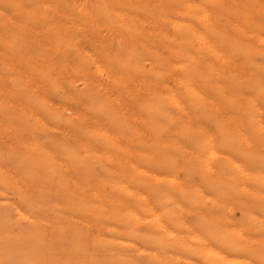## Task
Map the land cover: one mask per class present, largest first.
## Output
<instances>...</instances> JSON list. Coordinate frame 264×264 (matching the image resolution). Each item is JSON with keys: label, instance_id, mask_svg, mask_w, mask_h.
<instances>
[{"label": "rangeland", "instance_id": "obj_1", "mask_svg": "<svg viewBox=\"0 0 264 264\" xmlns=\"http://www.w3.org/2000/svg\"><path fill=\"white\" fill-rule=\"evenodd\" d=\"M145 1L0 0V264L20 263L18 241L41 243L27 264H96L104 238L147 239L156 233L149 218L141 223L129 214L138 205L144 215L146 205L130 190L147 192L158 203L155 189L168 185L158 179L159 124L177 126L178 106L170 96L173 78L182 73L169 50L178 36L186 48L187 26L176 21L186 23L193 10L181 12L185 0ZM149 23L161 32L157 54L164 62V71L149 78L154 82L120 68L128 61L147 72L151 62L143 36ZM187 213L195 223V212Z\"/></svg>", "mask_w": 264, "mask_h": 264}, {"label": "bare ground", "instance_id": "obj_2", "mask_svg": "<svg viewBox=\"0 0 264 264\" xmlns=\"http://www.w3.org/2000/svg\"><path fill=\"white\" fill-rule=\"evenodd\" d=\"M185 1L181 12L191 8L193 12L186 23L180 17L182 22L176 21V25L187 26L189 33L182 36L186 48L180 46L179 36L178 45L169 46L182 72L173 78L175 93L171 91L170 96L178 106L177 126L159 124L163 151L158 179L168 185L155 189V195L160 196L158 203L155 197L144 194L147 192L143 195L141 190H130L146 205L144 215L138 205L129 207V214L141 223L149 218L156 233L147 239L133 233V237L120 241L104 238L99 242L101 256L96 264H264V0H214L216 5L209 0ZM144 33L151 62L147 72L141 70V64L131 65L128 61H122L120 68L149 79L164 66L157 54L161 32L151 26ZM171 128L176 130L174 134H170ZM187 212H195V223L187 219ZM147 224L145 227L151 228ZM3 226L7 236L9 228ZM18 243L15 250L19 252V264H27L29 254L41 248L39 242ZM137 253L153 261L142 262Z\"/></svg>", "mask_w": 264, "mask_h": 264}]
</instances>
